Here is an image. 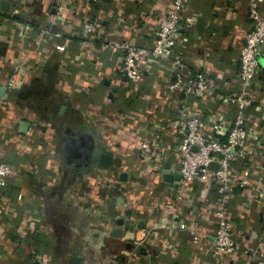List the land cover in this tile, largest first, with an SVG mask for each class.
<instances>
[{
  "label": "crops",
  "instance_id": "crops-1",
  "mask_svg": "<svg viewBox=\"0 0 264 264\" xmlns=\"http://www.w3.org/2000/svg\"><path fill=\"white\" fill-rule=\"evenodd\" d=\"M58 1L0 0V161L14 171L6 189L8 208L0 211V264H35V254L53 255L54 264H152L154 254H141L160 247L175 249L178 257L176 263L159 257L157 264H188L189 238L182 233L179 240V225L186 220L189 229L212 232L214 222L196 223L192 214L197 211L207 219L220 199L211 187L185 184L181 178L163 180L165 174H177L178 163V145L165 121L146 124L142 119L131 126L128 119L112 118L129 105L146 109L145 118L157 110L166 101L170 69L155 68V75L148 71L140 91L128 94L132 87L117 70L118 54L96 58L103 43L121 36L134 42L132 29L137 30L135 41L143 43L157 19L148 7L133 9L134 0H102L92 13L103 26L87 48L72 37L82 22L75 10L60 38L19 36L22 24L43 23ZM149 1H157L151 13L163 12L168 2ZM238 1L235 15L231 6L220 7L225 0H189L180 52L211 77L224 76L220 70H238L239 46L253 27L247 13L250 0ZM127 18L141 19L140 25L121 28ZM260 63L257 95L264 88V48ZM14 72L20 84L10 90L7 83ZM119 79L121 83H113ZM225 92L221 88L220 93ZM205 108L201 102L194 110L206 119ZM221 110L225 115L235 112ZM152 143L158 149L152 146L146 152L143 145ZM92 144L112 158V165L90 158ZM263 176L264 161L242 167L239 177L248 180L251 189H235L234 196H241L246 205L230 211L235 235L263 255L255 264H264ZM185 192L196 202L183 199L167 221L165 205ZM232 200L234 206L236 198ZM28 216L36 221L32 229ZM163 226L170 230L164 233ZM142 238V245H133Z\"/></svg>",
  "mask_w": 264,
  "mask_h": 264
},
{
  "label": "built area",
  "instance_id": "built-area-1",
  "mask_svg": "<svg viewBox=\"0 0 264 264\" xmlns=\"http://www.w3.org/2000/svg\"><path fill=\"white\" fill-rule=\"evenodd\" d=\"M132 2L130 5L133 9H151L150 16L157 19L156 28L143 43L136 42L137 30L132 28L140 25L141 19L127 18L120 25L121 28L132 29L134 42L121 36L118 40L103 43L96 50V58L100 60V56L103 57L107 52L118 54L117 70L121 79L132 87L128 94L138 93L145 74L149 71L150 75H155V68L170 69V80L164 87L166 101L153 113H149V116L146 115V118V109L136 105H129L124 110L119 109L113 113L112 118L120 121L128 119L131 126L142 119L146 124L159 118L165 121L171 128L172 140L178 145L175 153L178 159L175 172L185 184L196 183L202 189L211 187L220 199L219 204L209 209L207 219H204L200 212L192 214L196 223L214 222L216 228L212 232L203 233L189 229L186 220L179 225V240H183L182 233L189 238L188 264H255L262 260L263 255L251 245H244L235 235L230 211L240 210L246 205L241 196H234L235 189H251L248 180L239 177L242 167L249 161L257 164L264 161V88L258 90V95L254 88L261 71L260 55L264 48V2L250 0L247 13L253 21V27L246 31L239 46L238 70H220L224 76L215 78L200 70L191 59L180 52L183 47L182 31L186 25L189 0H168L163 12L152 13L157 1ZM101 3L102 0H59L56 7L46 13L43 23L35 26L22 24L19 36L30 39L32 35H36L38 40L60 38L63 35L61 28L75 10L82 22L79 28H75L72 37L87 48L91 38L96 36L103 26L102 21L92 13L93 8ZM230 6L237 15L240 9L239 1L225 0L220 7L230 10ZM95 66L97 69L98 66ZM227 73L228 78L225 79ZM17 77L19 78L17 72L9 76L7 84L10 90H15L20 84L17 83ZM117 81L113 83H119L120 79ZM221 88L226 89V92L221 94ZM175 102H179L178 107H173ZM201 102L206 106V119L200 118L194 110ZM222 107L233 109L235 112L233 115H225ZM223 130L226 132L225 137L219 139L218 136ZM152 146L158 149L154 143L144 144L143 149L150 152ZM12 178L13 166L0 161V211L8 208L6 189ZM189 196V192H185V196L180 195L165 205L167 221H172L175 207L183 199L196 202L194 196ZM233 198H236L234 206ZM22 199L19 194L17 200L20 202ZM28 217V226L32 229L36 221ZM162 230L166 233V230L168 232L170 229L163 226ZM5 231L10 232L8 226ZM149 232L145 231L143 237H148ZM144 238L134 239L133 245L139 247L144 243ZM209 240L212 241L209 243ZM173 250L175 249L164 247L152 252L146 250L141 257L154 254V258H151L152 264H157V258L163 256L176 263L178 256L176 257ZM52 258L54 259L51 254H35L32 262L54 264Z\"/></svg>",
  "mask_w": 264,
  "mask_h": 264
},
{
  "label": "water",
  "instance_id": "water-1",
  "mask_svg": "<svg viewBox=\"0 0 264 264\" xmlns=\"http://www.w3.org/2000/svg\"><path fill=\"white\" fill-rule=\"evenodd\" d=\"M90 158L94 161L99 162V164L103 166L112 165V158L109 155H106L105 153H103L100 149L96 148L93 144L91 146ZM179 178L180 176L178 174L176 175L165 174L163 176V180L166 182H171Z\"/></svg>",
  "mask_w": 264,
  "mask_h": 264
}]
</instances>
